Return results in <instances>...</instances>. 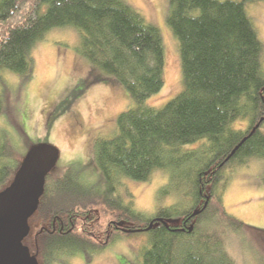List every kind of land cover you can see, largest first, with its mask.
I'll list each match as a JSON object with an SVG mask.
<instances>
[{
  "label": "trees",
  "instance_id": "1",
  "mask_svg": "<svg viewBox=\"0 0 264 264\" xmlns=\"http://www.w3.org/2000/svg\"><path fill=\"white\" fill-rule=\"evenodd\" d=\"M247 1L254 0H168L165 20L177 41L183 87L153 107L145 102L163 85L162 38L131 5L0 0L4 91L3 70L29 78L35 42L52 28L70 26L80 36L78 54L123 87L132 102L116 116L113 133L93 141L97 183L86 181L75 163L60 175L55 167L47 174L23 239L39 264L62 255L89 261L120 233L147 234L135 264H237L227 249L231 235L252 249L264 248V229L228 214L222 202L226 170L251 158L264 160L263 44ZM3 95L0 116H7ZM238 119L245 127H232ZM18 152L0 132V189L22 159ZM155 170L167 174L158 200H176L146 214L124 199L118 185L124 178L146 181Z\"/></svg>",
  "mask_w": 264,
  "mask_h": 264
},
{
  "label": "rangeland",
  "instance_id": "2",
  "mask_svg": "<svg viewBox=\"0 0 264 264\" xmlns=\"http://www.w3.org/2000/svg\"><path fill=\"white\" fill-rule=\"evenodd\" d=\"M123 1L155 25L161 34L163 85L145 102L160 107L183 87L177 41L165 20L168 0ZM244 7L263 44L264 71V0L247 1ZM79 43L75 28H52L31 49L29 78L8 70L1 72L7 90L0 85V92L4 93L2 104L6 105L8 115L0 116V132L14 144L20 157L33 144L55 146L59 151L56 175H60L66 164L75 163L86 181L97 183L92 160L93 141L96 137L110 136L115 129L116 116L132 102L123 87L78 54ZM245 125L242 119L232 123L233 128ZM260 129L264 132V122ZM263 167V159L251 158L244 165L226 170L227 181L222 194L228 214L259 229H264ZM166 182V172L155 170L146 181L122 179L118 191L126 201L130 197L135 209L152 214L158 206H168L176 200L173 195L158 200L157 190ZM227 239V249L237 264H264L263 247L257 244L262 250L252 249L232 235ZM146 241L145 232L120 233L89 261L84 256L62 255L50 264H135L137 252Z\"/></svg>",
  "mask_w": 264,
  "mask_h": 264
},
{
  "label": "water",
  "instance_id": "3",
  "mask_svg": "<svg viewBox=\"0 0 264 264\" xmlns=\"http://www.w3.org/2000/svg\"><path fill=\"white\" fill-rule=\"evenodd\" d=\"M58 156V149L51 144L31 145L9 184L0 189V264H39L23 239L29 233L28 219L38 206L46 176L55 167ZM152 223L153 220L144 230Z\"/></svg>",
  "mask_w": 264,
  "mask_h": 264
}]
</instances>
